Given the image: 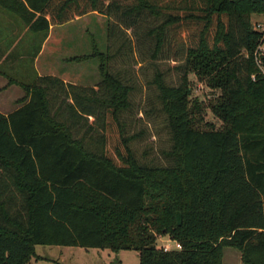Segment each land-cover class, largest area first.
<instances>
[{"label": "trees", "instance_id": "16d2710c", "mask_svg": "<svg viewBox=\"0 0 264 264\" xmlns=\"http://www.w3.org/2000/svg\"><path fill=\"white\" fill-rule=\"evenodd\" d=\"M0 7L45 34L91 13L128 26L147 15L161 20L147 32L154 60L167 39L184 45L179 83L168 85L161 73L153 80L170 140L167 166L143 164L131 150L138 135L126 137L119 118L131 88L110 73L108 48L92 56L101 93L44 76L23 87L19 108L0 113V264H28L38 259L36 246L134 251L138 264H222L232 248L243 264H264V32L252 23L264 16V0ZM194 81L213 94L206 105L193 95ZM207 111L219 127L205 121ZM159 236L180 248H159Z\"/></svg>", "mask_w": 264, "mask_h": 264}, {"label": "rangeland", "instance_id": "374dc122", "mask_svg": "<svg viewBox=\"0 0 264 264\" xmlns=\"http://www.w3.org/2000/svg\"><path fill=\"white\" fill-rule=\"evenodd\" d=\"M98 18H85L76 21L61 29H55L53 35H61L62 45H72V49H66L63 58L76 55H86L92 52L91 40H94L98 51L106 54L107 48L112 56L109 62L110 73L124 85L131 88L129 94V108L123 111L119 118L125 125L126 137L138 135V138L130 142V148L143 164L152 166H167L168 162L162 156L170 147L169 134L165 125V116L158 101V93L153 85L154 76L161 73L165 82L170 86H176L181 76L183 65L184 45L172 47L169 39L165 42L158 58L154 60L153 38L147 32L157 26L161 20H156L147 15L133 18V24L128 20L119 21L112 15L107 21ZM252 23L264 26V16H253ZM105 31L107 37H105ZM109 32V37H108ZM89 35H91L89 37ZM76 37V42L70 44L71 38ZM74 40V39H73ZM264 54V46L262 47ZM98 61L91 59L87 62H77L70 65L63 64L64 70L69 71L65 75L70 83L74 81H88L94 84L95 90L101 93V78L97 71ZM94 72H92L93 70ZM34 79V76H29ZM80 87V86H78ZM193 95L199 98L204 105L212 99L213 94L202 84L194 81ZM93 119L88 120L91 124ZM205 121L214 127H219V122L207 111ZM87 128L80 131L78 136ZM96 131L90 132L93 138ZM88 149L94 150L93 142L86 140ZM157 246L163 249L176 248L168 237H158ZM35 253L38 259H33L28 264H138V254L134 251H120L112 253L108 250L83 249L80 247L60 246H36ZM222 264H243L240 252L236 249L225 248L223 250Z\"/></svg>", "mask_w": 264, "mask_h": 264}, {"label": "crops", "instance_id": "0c3cea01", "mask_svg": "<svg viewBox=\"0 0 264 264\" xmlns=\"http://www.w3.org/2000/svg\"><path fill=\"white\" fill-rule=\"evenodd\" d=\"M98 17L104 19L102 21L109 19L91 13L65 25L50 27L46 34L34 33L17 16L0 7V113L7 115L19 108L21 104L18 102L25 97L23 87L44 76L55 77L65 84L80 86L83 89L95 90L94 84H90L88 81L85 82L84 79H81V81L73 80L70 83L64 77L69 74V71L63 68V64L77 63L72 61L74 58L87 57L81 63L91 59L94 60L95 58L92 57L96 47L94 40H91L92 52L90 54L63 58L64 54L68 53L66 49H72V45H67L63 49L62 34L54 36L53 31L66 27L73 22L82 21L85 18ZM105 37H107L106 31ZM71 39L70 44H73L77 38L72 36ZM29 76H34V79H30ZM174 244L176 247V243ZM167 250H173V248H167Z\"/></svg>", "mask_w": 264, "mask_h": 264}, {"label": "built area", "instance_id": "2783aa9c", "mask_svg": "<svg viewBox=\"0 0 264 264\" xmlns=\"http://www.w3.org/2000/svg\"><path fill=\"white\" fill-rule=\"evenodd\" d=\"M255 29H257V30H261V31L264 32V26L256 25V26H255ZM262 47H263V46H262ZM262 47L259 48V51H260V52L262 51ZM179 248H180L179 245L176 244V249H179ZM166 250H167V249H166Z\"/></svg>", "mask_w": 264, "mask_h": 264}]
</instances>
